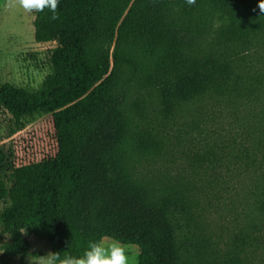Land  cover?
I'll use <instances>...</instances> for the list:
<instances>
[{
  "label": "trees",
  "instance_id": "trees-1",
  "mask_svg": "<svg viewBox=\"0 0 264 264\" xmlns=\"http://www.w3.org/2000/svg\"><path fill=\"white\" fill-rule=\"evenodd\" d=\"M257 5L59 0V20L47 9L34 14V40L57 44L51 71L35 91L2 84L0 108L15 125L50 114L57 151L11 168L0 264L29 254L26 234L61 256L115 238L139 248L137 264H216L187 195L136 179L130 166L163 153L174 119L193 121L207 105L232 107L264 92V66L248 62L252 52L264 53ZM263 177L255 173V189L247 192L262 225ZM232 251L230 263L241 264Z\"/></svg>",
  "mask_w": 264,
  "mask_h": 264
},
{
  "label": "rangeland",
  "instance_id": "rangeland-1",
  "mask_svg": "<svg viewBox=\"0 0 264 264\" xmlns=\"http://www.w3.org/2000/svg\"><path fill=\"white\" fill-rule=\"evenodd\" d=\"M33 20L34 14L9 10L0 0V86L9 83L35 91L51 71L50 54L57 44L36 42ZM248 62L264 66V53L252 52ZM229 105H207L193 121L174 119L166 130L163 153L137 158L130 169L138 180L187 195L197 230L216 264H233L234 249L241 264H264V225L255 217L253 195L247 193L255 189L254 174H264V92ZM56 151L50 114L38 112L15 125L0 108V214L10 203L11 168L40 162ZM2 230L0 221V242L7 240ZM26 236L29 254L10 264H35L51 252L47 241ZM126 245L140 253L136 245Z\"/></svg>",
  "mask_w": 264,
  "mask_h": 264
},
{
  "label": "clouds",
  "instance_id": "clouds-1",
  "mask_svg": "<svg viewBox=\"0 0 264 264\" xmlns=\"http://www.w3.org/2000/svg\"><path fill=\"white\" fill-rule=\"evenodd\" d=\"M191 6L196 0H185ZM258 8L264 15V0H258ZM5 7L9 10H22L26 14H35L47 9L50 20H59V0H5ZM139 252H133L125 243L115 239L101 238L98 241H90L82 255H64L58 252H50L39 256L35 264H137Z\"/></svg>",
  "mask_w": 264,
  "mask_h": 264
}]
</instances>
